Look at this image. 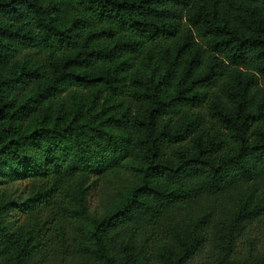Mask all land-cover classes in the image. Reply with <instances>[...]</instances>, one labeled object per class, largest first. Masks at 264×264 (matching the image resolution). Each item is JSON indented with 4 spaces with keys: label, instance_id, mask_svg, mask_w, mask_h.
<instances>
[{
    "label": "trees",
    "instance_id": "16d2710c",
    "mask_svg": "<svg viewBox=\"0 0 264 264\" xmlns=\"http://www.w3.org/2000/svg\"><path fill=\"white\" fill-rule=\"evenodd\" d=\"M0 264H264V0H0Z\"/></svg>",
    "mask_w": 264,
    "mask_h": 264
},
{
    "label": "rangeland",
    "instance_id": "374dc122",
    "mask_svg": "<svg viewBox=\"0 0 264 264\" xmlns=\"http://www.w3.org/2000/svg\"><path fill=\"white\" fill-rule=\"evenodd\" d=\"M96 192V191H95ZM98 200H99V197L98 196H96V194H94V196L91 198V200H90V207L91 208H94V207H96L97 206V204H98ZM249 234H253L254 233V228H253V230H249V232H248Z\"/></svg>",
    "mask_w": 264,
    "mask_h": 264
}]
</instances>
